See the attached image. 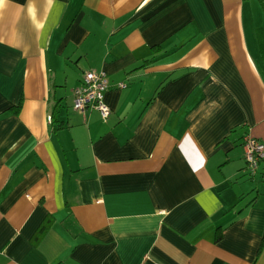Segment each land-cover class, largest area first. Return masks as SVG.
Returning a JSON list of instances; mask_svg holds the SVG:
<instances>
[{
    "label": "crops",
    "instance_id": "0c3cea01",
    "mask_svg": "<svg viewBox=\"0 0 264 264\" xmlns=\"http://www.w3.org/2000/svg\"><path fill=\"white\" fill-rule=\"evenodd\" d=\"M91 70L105 120L73 109ZM246 135L260 0H0V264H264Z\"/></svg>",
    "mask_w": 264,
    "mask_h": 264
},
{
    "label": "built area",
    "instance_id": "2783aa9c",
    "mask_svg": "<svg viewBox=\"0 0 264 264\" xmlns=\"http://www.w3.org/2000/svg\"><path fill=\"white\" fill-rule=\"evenodd\" d=\"M109 87V80L104 73L93 70L85 72L80 86L74 90L73 109L83 114L89 110H96L104 120L107 119L110 115V108L105 102V95ZM125 87L126 84H119V88ZM244 152L246 171L250 176H255L264 160V144L246 135Z\"/></svg>",
    "mask_w": 264,
    "mask_h": 264
},
{
    "label": "trees",
    "instance_id": "16d2710c",
    "mask_svg": "<svg viewBox=\"0 0 264 264\" xmlns=\"http://www.w3.org/2000/svg\"><path fill=\"white\" fill-rule=\"evenodd\" d=\"M260 2H261V5H262V8H263V11H264V0H260ZM262 243L264 244V236H263V241H262Z\"/></svg>",
    "mask_w": 264,
    "mask_h": 264
}]
</instances>
